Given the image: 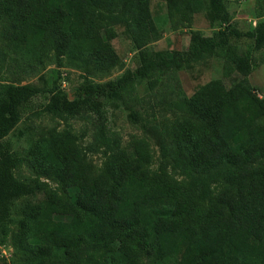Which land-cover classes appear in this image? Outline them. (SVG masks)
I'll list each match as a JSON object with an SVG mask.
<instances>
[{"label": "trees", "instance_id": "trees-1", "mask_svg": "<svg viewBox=\"0 0 264 264\" xmlns=\"http://www.w3.org/2000/svg\"><path fill=\"white\" fill-rule=\"evenodd\" d=\"M95 0H0V14L15 17V37L29 46L38 39L55 49L60 59L72 52L103 65L117 61L99 24L103 19L145 23L147 0H97L122 6L120 15L92 8ZM182 0H172L179 6ZM221 25L211 35L195 33L185 50L152 51L135 37L137 69L106 81L87 78L74 98L58 84L41 89L29 84L0 85V234L5 239L13 202L36 191L46 201L35 203L18 221L28 264H264V101L241 83L228 88L212 80L190 97L171 102L172 108L201 122L174 129L160 123L144 107L138 86L144 80L155 89L163 76L211 56H220L244 73L256 62L232 36L255 39L264 47V20L250 32L230 28L232 15L223 0H211ZM144 34V33H143ZM47 92L49 94H47ZM49 95V96H48ZM45 96L43 112L71 119L83 111L96 114V144L106 158L94 172L71 130L42 136L30 150L33 167L58 186L17 179L22 158L5 139ZM122 104L130 118L151 133L163 155L182 179L163 165L153 169L148 147L128 152L108 125L107 107ZM77 187L75 199L69 190ZM56 214L69 220H57ZM45 215V216H44ZM3 241V240H2Z\"/></svg>", "mask_w": 264, "mask_h": 264}, {"label": "rangeland", "instance_id": "rangeland-1", "mask_svg": "<svg viewBox=\"0 0 264 264\" xmlns=\"http://www.w3.org/2000/svg\"><path fill=\"white\" fill-rule=\"evenodd\" d=\"M223 2L232 15L230 28L247 33L264 20V0ZM146 3L149 7V19L145 23H127L113 19L99 22L105 41L111 44L117 57V61L108 66L92 59L95 56H89L86 62L72 52L65 53L59 59L55 49L41 39L27 46L26 42L15 37V17L11 14H0V85L29 84L47 90L56 83L74 98L75 89L87 78L106 81L121 76L128 69H137L140 57L135 37L143 42L145 48L152 51L185 50L190 46L193 34L211 35L219 27L228 25H221L215 20L211 0H182L179 6L172 0H147ZM92 5V8L109 15L122 13L119 3L110 4L104 1L99 4L95 0ZM231 42L244 47L256 62L257 65L251 73H244L223 57L211 56L194 62L185 69L166 73L153 90L144 80L138 89L150 116L156 115L158 122L169 123L173 129L176 122L199 124L201 120L196 116L176 111L170 104L177 99L192 96L199 87L212 80H221L228 88L236 83L251 86L252 91L264 101V47L256 49L255 39L247 35L232 36ZM46 100L45 96L38 97L35 107L23 115L5 139V144L23 159L22 164L15 170L17 179L34 183L39 178L42 182L58 186L56 180L40 175L38 169L33 167L30 150L38 144L42 136L68 129L80 137L78 143L85 151L86 161L91 164L94 172L99 171L106 154L104 146L96 144L95 136L99 128L96 114L83 111L71 119H62L41 110V105ZM107 111L108 126L119 137L120 148L133 152L139 146L148 147L153 155V169L163 165L173 178H184L180 170L172 168L171 158L163 155L155 137L141 124L134 122L122 104L109 105ZM259 122L264 124V115ZM69 195L72 200L75 199L77 187H72ZM46 196V192L40 190L13 202L11 215L15 221L10 225V233L5 239L0 234V264H28L18 221L31 213L35 203L45 202ZM55 219L68 221L69 217L56 214ZM144 262L164 264L159 259H148Z\"/></svg>", "mask_w": 264, "mask_h": 264}]
</instances>
